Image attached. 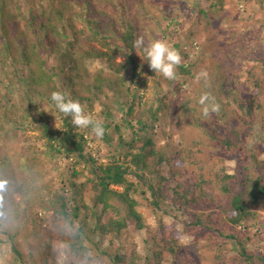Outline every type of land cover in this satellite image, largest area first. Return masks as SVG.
<instances>
[{"label":"trees","instance_id":"1","mask_svg":"<svg viewBox=\"0 0 264 264\" xmlns=\"http://www.w3.org/2000/svg\"><path fill=\"white\" fill-rule=\"evenodd\" d=\"M238 1L259 7L257 26H221L226 0H0V264H57L59 253L73 264H142L127 242L145 229L143 264H183V236L214 264H264L250 239L215 220L257 227L264 207V161L246 134L263 109L264 0ZM138 39L179 52L173 79L150 70ZM54 91L79 101L103 137L52 107ZM205 94L219 106L207 115ZM178 106L208 140L201 145L242 163L238 174L217 164L207 177L201 163L185 182L174 171L177 150L160 142ZM217 196L221 215L197 208Z\"/></svg>","mask_w":264,"mask_h":264},{"label":"rangeland","instance_id":"2","mask_svg":"<svg viewBox=\"0 0 264 264\" xmlns=\"http://www.w3.org/2000/svg\"><path fill=\"white\" fill-rule=\"evenodd\" d=\"M23 3L26 0H22ZM227 1V8L226 11H228V14L226 15L227 20H223V22L220 23L221 26L224 24H228V27H232L233 29L235 27H243V25L248 24L251 27L257 26L255 22H251L252 17H255L254 13L256 11H259V7L256 5H248L243 2H239L238 0H226ZM196 29V28H193ZM224 29H221V31ZM219 32V30H218ZM217 32V33H218ZM201 37V34L199 35ZM204 42H206L205 39L199 38L196 43L198 46L196 47V52L199 54L204 46ZM169 45V44H168ZM162 93L167 94L169 92L167 86L165 84H162L161 87ZM150 90V89H149ZM188 94V91L186 92V95ZM180 96H177L179 98ZM148 100H151L153 98L150 91L147 93ZM185 99V98H184ZM260 101L263 106V109L258 114V118L255 120L254 126L252 130H247L246 134L248 136L247 138V144L249 147H258L259 148V159L264 161V129L262 128V122L264 121V95L260 96ZM184 100L182 101V103ZM193 106V104L190 105V108ZM99 111V107L97 106L95 109V113L93 117H95L96 112ZM184 111V110H183ZM182 115V109L180 106H178L173 111V121L171 125H168L167 127V133L163 135L164 140L160 142V145H164L168 140L170 143H172L174 150H177V160L175 162L174 171L177 172L178 170L182 171V174L184 175V181L188 182L191 180V182L194 180V178L197 177L198 172L196 171L198 166L201 165V163H204L207 165V177H211L209 175V169L212 170L214 168H217V164H223L226 168V172L230 175H235L240 172L241 164L238 163V159L235 157H230L224 152H218L214 150V148H207L200 144L201 141H208L205 139L206 137L204 134L199 133L198 129L192 125L193 119L188 117L185 118ZM195 118V117H194ZM196 119V118H195ZM205 123V122H204ZM206 127L209 128L210 121L208 120L205 123ZM25 136H30L29 133H26ZM162 133L158 131V137H161ZM217 156V157H216ZM222 158H226L223 162H221ZM214 173V171H213ZM211 178H214L212 175ZM130 181H134L135 179L133 177H129ZM235 184V181L233 182ZM234 186V185H232ZM212 187L211 192H214L216 189ZM218 199V205H204L201 207H197L202 212H214V213H220L222 214V209L219 208V205L224 203V201L217 196ZM142 214L147 218V225L149 229H155L156 222L155 218L151 216L146 210H141ZM256 212L259 214L258 219L256 220L257 227L253 226H230L229 224L225 222H221V216L215 217L216 222H218L217 226L223 230L226 233L231 234H238V232L241 234L243 238H248L251 240L250 244V250L253 252H258L260 254L264 255V207H260L256 210ZM178 218L183 220L185 217L179 216L177 214ZM173 217H168L166 219V224L168 227L172 228L173 226ZM222 223V224H221ZM40 227V228H39ZM38 230L41 231V236H45V231L43 230L44 227L42 223H39ZM257 229H260L258 234L259 239L254 237V234L257 233ZM149 239V232L147 229L143 231H139L134 233V240L132 242H127L131 249H135L137 254L140 256L141 263H145V257L151 255L150 249H151V243ZM195 238L193 237H182V241L185 243V245H188V247L184 250V256H183V264H214L213 261V255H209V253L202 254L203 251L196 250V247L191 244ZM213 242V241H211ZM205 240L200 242V245H206L207 243ZM217 242V241H216ZM129 251V252H130ZM206 255L204 258L199 257L200 255ZM234 255V254H233ZM195 256L197 257L196 261H194ZM57 264H73L70 258L65 255L64 253H59L56 257ZM77 264H82V261L77 262ZM163 264H172V258L168 257Z\"/></svg>","mask_w":264,"mask_h":264},{"label":"clouds","instance_id":"3","mask_svg":"<svg viewBox=\"0 0 264 264\" xmlns=\"http://www.w3.org/2000/svg\"><path fill=\"white\" fill-rule=\"evenodd\" d=\"M136 48H141L146 58L150 70L155 73H160L167 79H173L175 76L176 66L181 63V56L179 52L170 47L162 40H156L144 45L143 39L135 41ZM52 107L64 116H70L72 123L77 128L91 127L93 133L97 138L104 135L105 129L99 122L94 121L90 115L84 113L83 107L79 101L68 98L67 94L61 91H54L49 97ZM199 103L206 105L204 107V114L207 115L210 111L218 110L219 106L215 104L214 100L205 94L201 97Z\"/></svg>","mask_w":264,"mask_h":264}]
</instances>
